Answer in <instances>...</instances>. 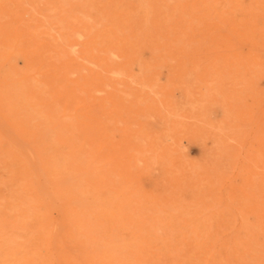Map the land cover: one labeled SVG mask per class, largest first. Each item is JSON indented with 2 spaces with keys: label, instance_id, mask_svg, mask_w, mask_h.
Wrapping results in <instances>:
<instances>
[{
  "label": "rangeland",
  "instance_id": "374dc122",
  "mask_svg": "<svg viewBox=\"0 0 264 264\" xmlns=\"http://www.w3.org/2000/svg\"><path fill=\"white\" fill-rule=\"evenodd\" d=\"M238 1L0 0V264H264V0Z\"/></svg>",
  "mask_w": 264,
  "mask_h": 264
},
{
  "label": "bare ground",
  "instance_id": "6f19581e",
  "mask_svg": "<svg viewBox=\"0 0 264 264\" xmlns=\"http://www.w3.org/2000/svg\"><path fill=\"white\" fill-rule=\"evenodd\" d=\"M144 1H145V0H144ZM178 1H179V0H178ZM238 2H239V1L237 0V3H238ZM241 2H242V1H241ZM144 3L146 4V2H144ZM220 3H221V2H220ZM222 3H223V1H222ZM232 3H233V0H232ZM237 3H236V4H237ZM208 4H209V3H208ZM261 4H262V3H261ZM261 4H260V5H261ZM211 5H212V4H211ZM220 5H221V4H220ZM220 5H218V6H220ZM92 6H93V5H92ZM145 6H146V5H145ZM142 7H143V6H142ZM164 7H165V6H164ZM238 7H239V6H238ZM165 8H166V7H165ZM167 8H168V7H167ZM234 8H235V6H234ZM90 9H91V8H90ZM92 9H93V8H92ZM132 9H133V8H132ZM137 9H138V8H137ZM142 9H143V8H142ZM205 9H206V8H205ZM216 9H218V7H217ZM238 9H239V8H238ZM243 9H246V8L244 7ZM247 9H249V8H247ZM85 10H86V9H85ZM143 10H145V8H144ZM143 10H142V11H143ZM195 10H196V9H195ZM72 11H74V10H72ZM83 11H84V10H83ZM95 11H96V10H95ZM177 11H178V10H176V12H177ZM238 11H239V10H238ZM78 12H80V11H78ZM143 12H144V11H143ZM173 12H174V11H173ZM205 12H206V11H205ZM94 13H95V12H94ZM102 13H103V12H102ZM116 13H117V12H116ZM144 13H145V12H144ZM182 13H183V12H182ZM196 13H198V12H196ZM110 14H111V13H110ZM133 14H134V13H133ZM184 14H185V13H184ZM74 15H75V14H74ZM83 15H85V13H84ZM129 15H130V14H129ZM139 15H140V14H139ZM176 15H177V13H176ZM210 15H211V14H210ZM137 16H138V15H137ZM174 16H175V15H174ZM85 17H86V16H85ZM148 17H149V16H148ZM166 17H167V15H166ZM101 18H102V17H101ZM122 18H123V17H122ZM173 18H174V17H173ZM188 18H189V17H188ZM205 18H206V17H205ZM209 18H210V17H209ZM119 19H120V18H119ZM96 20H97V19H96ZM99 20H100V19H99ZM125 20H126V19H125ZM125 20H124V21H125ZM166 20H167V19H166ZM170 20H172V19H170ZM216 20H217V19H216ZM77 21H78V20H77ZM93 21H94V20H93ZM194 21H195V20H194ZM199 21H200V20H199ZM94 22H95V21H94ZM101 22H102V21H101ZM104 22H105V21H104ZM106 22L108 23V21H106ZM125 22H126V21H125ZM77 23H78V22H75V25H76ZM89 23H90V22H89ZM95 23H96V22H95ZM180 23H181V22H180ZM219 23H220V22H219ZM72 24H73V23H72ZM96 24H97V23H96ZM108 24H109V23H108ZM81 25H82V24H81ZM114 25H115V24H114ZM119 25H120V24H119ZM119 25H118V26H119ZM124 25H125V24H124ZM70 26H72V25H70ZM79 27L81 28L80 25L78 26V28H79ZM83 27H85V26H83ZM92 27H93V26H92ZM95 27H96V26H95ZM95 27H94V28H95ZM165 27H166V26H165ZM182 27H183V26H182ZM182 27H181V28H182ZM85 28H86V27H85ZM99 28H100V27H99ZM115 28H116V27H115ZM121 28H122V27H121ZM178 28H179V27H178ZM75 29H76V28H75ZM82 29H83V28H82ZM106 29H107V28H106ZM111 29H112V28H111ZM123 29H126V28H123ZM71 30H72V29H71ZM73 30H74V29H73ZM95 30H96V29H95ZM126 30H127V29H126ZM126 30H125V31H126ZM81 31H82V30H81ZM112 31H113V29H112ZM169 31H170V30H169ZM86 32H87V31H86ZM109 32H111V31L109 30ZM90 34H91V33H90ZM106 34H107V33H106ZM171 34H172V33H171ZM176 34H177V33H176ZM178 34H179V33H178ZM67 35H68V34H67ZM80 35H81V34H80ZM70 36H71V38H72V35H70ZM81 36H82V35H81ZM120 36H121V35H120ZM78 37H79V35H78ZM103 37H105V36H103ZM73 38H74V37H73ZM85 38H87V37H85ZM112 38H114V37H112ZM112 38H111V39H112ZM129 38H130V37H129ZM159 38H160V37H159ZM80 39L82 40V38H80ZM130 39H131V38H130ZM130 39H129V40H130ZM162 39H164V38H162ZM184 39H185V38H184ZM78 40H79V39H78ZM114 40H115V39H114ZM168 40H169V39H168ZM179 40H180V39H179ZM120 41H121V40H120ZM106 42H107V41H106ZM175 43H177V42L175 41ZM178 45H179V44H178ZM178 45H177V46H178ZM77 46H78V45H77ZM187 47H188V46H187ZM188 48H189V47H188ZM114 50H116V49H114ZM70 53H71V52H70ZM88 53H89V52H88ZM88 53H86V54H88ZM97 53H98V52H97ZM76 54H78V53H76ZM76 54H75V55H76ZM115 57H116V56H115ZM78 60H80V58H79ZM80 61H81V60H80ZM83 63H84V62H83ZM78 64H79V63H78ZM84 64H85V63H84ZM73 65H74V64H73ZM89 66H91V65H89ZM80 67H81V66H80ZM93 67H94V66H93ZM97 67H98V66H97ZM82 68H83V67H82ZM99 68H100V67H99ZM78 70H79V69H78ZM73 71H74V70H73ZM87 71H88V70H87ZM93 72H94V71H93ZM73 84H74V83H73ZM83 182H84V181H83ZM79 184H80V183H79ZM82 186H83V185H82ZM89 193H90V192H89ZM83 201H84V200H83ZM96 204H97V203H96ZM99 206H100V205H99ZM154 218H155V217H153V218H151V219H154ZM158 218H159V217H158ZM158 218H157V219H158ZM149 219H150V218H149ZM151 219H150V220H151ZM160 219H161V218H160ZM179 219H180V218H179ZM152 221H153V220H152ZM198 221H199V220H198ZM198 221H197V222H198ZM153 222H154V221H153ZM155 222H156V219H155ZM155 222H154V223H155ZM175 222H176V221H175ZM184 222H185V221H184ZM154 223H153V224H154ZM159 223H160V222H159ZM185 223H186V222H185ZM213 224H214V223H213ZM100 226H101V225H100ZM182 226H183V225H182ZM125 227H126V226H125ZM127 227H128V226H127ZM127 227H126V228H127ZM128 228H129V227H128ZM151 228H152V227H151ZM72 230H73V229H72ZM184 230H185V229H184ZM86 231H87V230H86ZM112 231H113V230H112ZM150 231H151V229L149 228V232H150ZM75 232H76V231H75ZM82 232H84V231L82 230ZM106 232H107V231H106ZM208 232H209V231H208ZM84 233H85V232H84ZM84 233H83V234H84ZM79 234H80V233H79ZM86 235H87V234H86ZM90 236H91V234H90ZM138 236H139V235H138ZM88 238H89V236H88ZM90 238H92V237H90ZM77 239H78V237H77ZM77 239H76V240H77ZM123 239H124V238H123ZM123 239H122V240H123ZM82 240H83V239H82ZM125 240H126V239H125ZM129 240H130V239H129ZM134 240H135V239H134ZM138 240H139V239H138ZM93 241H94V240H93ZM115 241H116V240H115ZM96 242H97V241H96ZM104 242H105V241H104ZM126 242H127V241H126ZM142 242H144V241H142ZM94 243H95V242H94ZM144 243H145V242H144ZM82 244H83V243H82ZM146 244H147V242H146ZM83 245H84V244H83ZM97 245H98V242H97ZM99 245H100V244H99ZM127 245H128V244H127ZM79 246H80V245H79ZM106 246H107V245H106ZM120 246H121V245H120ZM133 246H135V245H133ZM80 247H81V246H80ZM124 247H125V245H124ZM128 247H130V246H128ZM143 247H144V246H143ZM83 248H85V247H83ZM83 248H81V249H83ZM101 248H102V247H101ZM146 248H147V247H146ZM212 248H213V247H212ZM212 248H211V249H212ZM70 249H71V248H70ZM78 249H79V248H78ZM86 249H87V248H86ZM120 249H121V248H120ZM124 249H125V248H124ZM73 250H75V248H74ZM83 250H84V249H83ZM90 250H92V249H90ZM125 250H126V249H125ZM64 251H65V250H64ZM69 251H70V250H69ZM87 251H88V250H87ZM87 251H86V252H87ZM116 251H117V250H116ZM60 252H61V251H60ZM83 252H84V251H83ZM119 252H120V251H119ZM125 252H126V251H125ZM205 252H206V251H205ZM210 252H211V251H210ZM69 253H70V252H69ZM73 253H74V251H73ZM80 253H81V251L79 252V254H80ZM120 253H121V252H120ZM134 253H135V251H134ZM14 254H15V253H14ZM71 254H72V253H71ZM81 254H82V253H81ZM81 254H80L79 256H81ZM84 254L86 255V253H84ZM106 254H107V253H106ZM207 254H208V253L204 254V257H206ZM76 255H77V254H76ZM90 255H91V253H90ZM90 255H89V256H90ZM102 255H103V254H102ZM127 255H128V254H127ZM137 255H138V254H137ZM68 256H70V255H68ZM82 256H84V255H82ZM86 256H88V253H87ZM86 256H85V257H86ZM89 256H88V259H90ZM92 256H93V258H95L94 256H96V255H92ZM105 256H106V255H105ZM105 256H103V257L105 258ZM107 256H108V255H107ZM107 256H106V258L109 257V256H108V257H107ZM111 256H112V255H111ZM116 256H117V255H116ZM141 256H142V255H141ZM141 256H140V258H138V259L143 260V263H144V262H145L144 259L146 258V256H145V258L142 256V259H141ZM30 257H31V256H30ZM74 257H75V256H74ZM77 257H78V256H77ZM77 257H76V258H77ZM126 257H127V256H126ZM64 258H65V256H64ZM96 258H97V257H96ZM96 258H95V259H96ZM136 258H137V257H136V255H135L134 260H135ZM143 258H144V259H143ZM148 258H149V257H148ZM71 259H72V258H71ZM77 259H78V258H77ZM91 259H92V258H91ZM95 259H94V260H95ZM97 259H98V258H97ZM97 259H96L94 262H96ZM99 259H100V257H99ZM101 259H102V258H101ZM109 259H111V257H109L108 260L106 259V260H107V261H106L107 264H108V262H110ZM122 259H123V258H122ZM128 259H129V258H128ZM138 259H136V261H137ZM212 259H213V258H212ZM69 260H70V259H69ZM80 260H81V259H79V262H80ZM120 260H121V258H120ZM140 260H139V261H140ZM204 260H205V259H204ZM10 261H11V260H10ZM71 261H72V260H71ZM73 261H75V260L73 259ZM85 261H87V259H86ZM92 261H93V259H92V260H89V263H92ZM104 261H105V260H104ZM111 261H112V259H111ZM146 261H147V260H146ZM197 261H198V260H197ZM213 261H214V260H213ZM81 262H82V261H81ZM83 262H84V261H83ZM83 262H82V263H79V264H83ZM106 262H102V261L100 262V260H99L98 264H100V263H104V264H105ZM113 262H114V264L116 263L115 261H112V264H113ZM140 262H141V261H140ZM140 262L137 261L138 264H140ZM201 262H202V261H201ZM72 263H73V262H72ZM76 263H77V262H75L74 264H76ZM84 263H85V262H84ZM96 263H97V262H96ZM118 263H119V262H118ZM118 263H117V264H118ZM120 263H121V262H120ZM120 263H119V264H120ZM134 263H135V262H134ZM198 263H199V262H198ZM210 263H211V262H209L208 264H210ZM62 264H63V262H62ZM94 264H95V263H94ZM109 264H111V263H109ZM213 264H214V263H213Z\"/></svg>",
  "mask_w": 264,
  "mask_h": 264
}]
</instances>
